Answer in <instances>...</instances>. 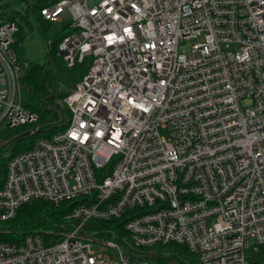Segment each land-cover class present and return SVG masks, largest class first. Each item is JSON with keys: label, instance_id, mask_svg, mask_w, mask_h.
I'll use <instances>...</instances> for the list:
<instances>
[{"label": "built area", "instance_id": "built-area-1", "mask_svg": "<svg viewBox=\"0 0 264 264\" xmlns=\"http://www.w3.org/2000/svg\"><path fill=\"white\" fill-rule=\"evenodd\" d=\"M48 2L44 21L75 29L58 44L65 67L91 62L52 105L60 128L3 153L0 221L77 201L73 224L0 242V264H151L142 250L170 242L199 264H250L264 244V0ZM17 31L0 23V129L38 119L22 106ZM125 217L116 240L83 228Z\"/></svg>", "mask_w": 264, "mask_h": 264}, {"label": "trees", "instance_id": "trees-1", "mask_svg": "<svg viewBox=\"0 0 264 264\" xmlns=\"http://www.w3.org/2000/svg\"><path fill=\"white\" fill-rule=\"evenodd\" d=\"M47 4H49L48 0H34L30 6L41 31L51 38L49 52L46 53L42 64L26 59L22 44L25 33L21 25L17 23L18 31L12 47L21 66L19 80L22 106L29 112L37 114L38 119L35 124L0 129V188L6 164L3 153L11 151L15 154L25 151L37 138L45 136L43 133L47 135L55 128H60L58 116L53 113L52 105L56 99L70 92L76 79L88 70L91 62V58L86 57L82 62H76L73 67H65L57 54L58 44L64 36L74 32L75 29L70 27L69 22H64L59 29L52 30L51 25L44 21L39 12ZM16 15L0 13V18L10 20ZM29 28L31 29L32 26ZM24 62L27 63L25 66H23ZM34 125H38L39 129L34 134H30ZM76 202L54 203L46 200H32L24 204L12 218L0 221V242L17 243L29 233H39L46 241L61 239L73 224L66 215ZM126 219V217L112 220L91 219L84 224L83 228L87 234L92 233V236L116 240L126 234L122 226ZM141 256L151 264H199L196 253L190 251L184 244L173 242L156 244L143 249ZM249 263L264 264V244L260 245L256 252L249 254Z\"/></svg>", "mask_w": 264, "mask_h": 264}, {"label": "rangeland", "instance_id": "rangeland-1", "mask_svg": "<svg viewBox=\"0 0 264 264\" xmlns=\"http://www.w3.org/2000/svg\"><path fill=\"white\" fill-rule=\"evenodd\" d=\"M94 1L96 0H89L90 4ZM33 2L34 0H0V12H3L4 14H17L14 20L16 23L21 25L22 31L25 33L22 41L25 57L27 60L36 61L39 64H42L45 61L46 55L44 42L48 39V37L41 31V27L33 16L30 9ZM67 20H69V18H67ZM2 21L3 19L0 18V23ZM29 26H32V28L30 29ZM78 79L79 78H77L76 81ZM158 131L160 136L168 138L167 130L159 128ZM89 236H92V233H89ZM99 249L100 246L98 244L92 243L91 250L94 253H99ZM102 254H105L111 261L118 259L116 251L109 248H106L105 252Z\"/></svg>", "mask_w": 264, "mask_h": 264}, {"label": "crops", "instance_id": "crops-1", "mask_svg": "<svg viewBox=\"0 0 264 264\" xmlns=\"http://www.w3.org/2000/svg\"><path fill=\"white\" fill-rule=\"evenodd\" d=\"M0 13H3V12H0ZM3 20H4V19H3ZM51 29L53 30V29H55V27H53V26L51 25ZM47 40H51V38L48 37ZM47 40H46V41H47ZM46 41H45V42H46ZM45 42H44V45H45V48H46V43H45ZM48 52H49V51L46 50V53H48ZM20 73H21V72H20Z\"/></svg>", "mask_w": 264, "mask_h": 264}]
</instances>
